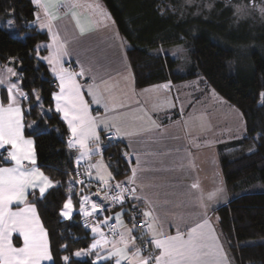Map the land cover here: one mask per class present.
<instances>
[{"label":"trees","instance_id":"obj_1","mask_svg":"<svg viewBox=\"0 0 264 264\" xmlns=\"http://www.w3.org/2000/svg\"><path fill=\"white\" fill-rule=\"evenodd\" d=\"M101 1L126 43V56L137 89L165 84L173 87L202 77L207 86L242 114L246 137L225 142L217 149L223 181L232 196L225 219L235 245L236 263L264 264V192H242L257 183L264 186V101L260 95L264 92V51L253 47L259 42L256 35L247 36L250 28L255 27L237 28H247L248 33L242 39L230 36L228 31L218 33L214 31L218 22L224 28L234 29L228 26L226 14L222 13L206 25L200 22L195 29L191 23L189 37L172 17L176 13L172 2L177 5L179 0ZM236 1L251 3L253 0ZM37 10L32 0H0V17L11 21L19 36L14 37L0 27V65L11 64L18 74L14 78L28 97L24 101V121L26 125L33 122V127H26L24 134L34 141L38 166L54 182V187L34 203L48 233L51 250L62 259L55 264H65V256L69 257L68 264H93L95 254L83 258L75 256L78 250L87 249L93 240L78 214L73 215L70 225L60 228V212L68 196V186L76 178L68 148L69 133L53 106L55 80L35 50L37 44L47 41L46 34L34 25ZM259 28L264 29V24ZM247 37L252 38L253 44L251 42L250 50L246 46L248 58L240 62L234 46L240 45L237 40L246 41ZM174 43H185L190 58L185 73L179 72L177 59L160 52L164 45ZM101 141L103 160L113 177L111 182L124 180L130 174L126 147L104 136ZM250 148L253 152L246 153ZM3 164L7 162L0 156V165ZM118 210L113 209L111 213ZM128 218L127 209L123 212V220L129 224Z\"/></svg>","mask_w":264,"mask_h":264},{"label":"snow or ice","instance_id":"obj_2","mask_svg":"<svg viewBox=\"0 0 264 264\" xmlns=\"http://www.w3.org/2000/svg\"><path fill=\"white\" fill-rule=\"evenodd\" d=\"M32 3L39 9L36 21L42 30L47 29L51 41L47 45L49 55L43 59L51 66L50 70L59 82V91L53 93V100L56 102V111L62 114L70 133L68 147L76 148L80 153L77 165L80 166L84 160H90L100 151L98 147L93 148L92 145L99 142L98 129L101 127L110 133L109 139L113 136H138L149 130L122 128L120 119L123 114L116 116L109 114L117 112L118 108L125 105L122 102L118 103L117 97L107 87V81L102 80L98 84L95 76L93 83L88 86V95L92 97L93 104L104 108V114L93 115L77 79L83 78L86 72L92 69L90 67L86 69L81 65L80 71L77 72L64 66V57L70 54L67 47L69 43L66 38L67 29H63L65 36H62L61 25L56 22L62 19V14L64 17L70 15L80 36L91 30L92 21L88 18L82 19L76 11L80 7L79 0H32ZM252 9L258 10L264 17V3L257 5L253 0ZM94 10L99 17L106 15L99 4L94 5ZM239 12L238 8L237 13ZM96 22L99 23L100 20L97 19ZM40 47L42 46H37V55ZM176 53L184 54L185 49L178 47L172 54ZM5 72L9 76L18 75L12 67L5 68ZM6 79L7 77L0 74V85L5 84ZM101 84L105 85L103 91ZM155 87L166 89L168 85ZM7 92V104L0 99V156L4 157V161H10L12 166L0 165V264H45L46 261L55 264L48 233L41 223L37 206L28 199L37 189L43 198L46 191L54 186V182L35 166L33 140L26 139L23 134V111L20 105L22 99H28L27 94L21 91L16 83H8ZM260 95L264 101V92ZM149 120L155 127V121H151L150 117ZM129 146L131 147V142ZM4 151L7 152L6 156ZM136 161V166L132 167L127 181L118 182L114 186L110 183L113 179L112 174L107 172V166L103 164L102 159L95 164H89L85 169L84 175L89 177V183L92 179L99 180V187L104 190L103 199L109 202V207L105 208L104 204L92 200L88 195L81 198L80 214L85 218H92L93 221L89 224L86 220L85 223L86 228L91 227L93 242L87 249L78 250L75 256L95 254L93 264H100L101 261L105 264L109 261H114V264H230L227 253L207 218L208 205L204 202V197L195 196V192L200 190L199 183L192 182L189 185L191 191L188 196L194 207L204 209V219L202 222H196L195 226L187 227L184 232L181 230L183 223L181 216L180 223L177 224V234L169 235L165 232L164 222L156 213L151 199L143 193V185L139 184L138 172L143 170L139 155L136 156ZM92 168L97 170L95 176ZM77 183L88 186L83 179L77 180ZM223 191L222 187L217 188L216 192L208 196V200H214ZM129 200H143L147 206L143 212L144 231L139 238L134 235L136 217H133L132 228L125 227L123 212H116L114 217L105 216L103 221L99 220L101 212L110 211L116 204L124 205ZM88 205L91 206L90 210ZM137 206L139 205H134ZM73 209L70 187L69 196L60 215L66 219L71 218ZM113 219L115 224L109 223ZM104 227H107L110 236L104 233L102 230ZM15 239L21 241L19 246L15 244ZM137 239L143 243L138 245ZM146 246L150 248L147 255L143 254ZM63 260L68 264L69 257L65 256Z\"/></svg>","mask_w":264,"mask_h":264},{"label":"crops","instance_id":"obj_3","mask_svg":"<svg viewBox=\"0 0 264 264\" xmlns=\"http://www.w3.org/2000/svg\"><path fill=\"white\" fill-rule=\"evenodd\" d=\"M79 4L80 7L76 9L78 15L82 19L88 18L92 21L91 30L86 32L84 36L79 35L70 15L64 17L62 14V19L56 22L61 25L62 36H65L63 29H67L66 38L69 41L67 47L70 54L64 57V66L77 72L80 71L81 65H84L86 69L89 67L92 69V71L86 72L83 78L78 77L77 79L81 84L83 95L89 103L90 111L93 115L104 114V108L93 104L91 102L92 97L88 95V86L93 83V76H95L98 84H100L102 80L107 81V87H109L112 94L117 97L118 103L122 102L125 105L122 108H118L117 112L109 114L112 116L123 114L120 119L122 128H127L128 130L139 128L149 129L138 136H116L117 141L126 147L127 153L129 154L126 159L130 166V174L121 182L127 181L128 177L131 175L132 167L136 166V156L139 155L140 163L143 168L142 171L138 172L139 184L143 185V193H146L151 199L156 213L159 215L161 221L164 222V230L169 235L177 234V224L180 223L181 216H183L181 230L184 232H186L187 227L195 226L196 222H202L204 219V209L194 207L193 202L189 200L188 196V193L191 191L189 185L192 182H198L200 190L195 192V196L199 197L202 195L204 197V202L208 205L207 218L210 220V225L214 229L215 235L219 238V242L223 245L230 264H237L235 260V245L232 241L230 229L225 219V210L232 196L227 193L224 187L218 163L217 149L219 145L225 142H220L217 135L213 134L209 129H199L196 126L194 127L195 123L191 124V121L187 122L189 112H193L191 111L192 107L189 108L187 105L184 108L185 103L181 104L183 106L179 107V103H177L179 99L177 85L166 89L155 87L158 85L137 89L134 85L133 74L126 56V43L120 36L117 27L109 17L105 8L101 7L106 15L104 17H99L94 10V5L98 4L97 1L79 0ZM38 12L39 9L37 10V13ZM97 19L100 20L99 23L96 22ZM34 25L39 32L47 36V41L37 44L35 50L37 53V46H42L39 49V55H37V57L46 65L49 74L55 80L56 92H58L59 82L50 70L51 66L43 59V57L49 55L47 45L51 41L48 31L47 29L42 30L39 27L36 18ZM7 67H12V65H0V74L7 77L5 84L0 85V99L3 100L5 105L7 104L8 96L7 84L16 83L19 85L18 80L15 79L14 76H9V74L5 72V68ZM104 87L105 85L101 84L102 91ZM146 89L149 91H145ZM25 100L26 99H22L20 105L23 111V134L26 127L31 128V126L28 124L26 125L24 121ZM182 100L184 101V97ZM184 102H186V100ZM191 102L192 100L190 103ZM196 102H198V100H196L195 103ZM53 106L56 111V102L54 100ZM58 114L68 130L67 124L62 118V114ZM149 117L151 121H155V127L152 126ZM190 117L189 115V118ZM98 133L100 135V140L97 144L92 145V147H98L101 151V138L103 136L107 138L110 133L104 131L102 127L98 129ZM24 136L26 139H31L25 134ZM203 137L206 138L202 139ZM130 142L131 147L129 146ZM194 144L200 145L203 148L198 155L194 153ZM69 151L72 153L74 167V163L77 161V157L80 153L76 148H69ZM100 151L93 155L90 160H84L88 167L89 164H95L101 159L103 164L106 165L103 157L100 155ZM6 155L7 152L4 151V156ZM1 157L4 160V157ZM6 162L7 164H3L2 166H12L10 161ZM35 166L42 171L37 164V160ZM28 167H31V165H28ZM91 171L93 176H95L97 170L92 168ZM107 172H109L108 167ZM92 181L99 183L97 179H92ZM53 187L49 188L45 195ZM70 187L72 189L74 209L71 218L66 219L61 216L60 228L70 225L74 214H78L80 222H86V220L89 222L92 219L85 218L80 214L79 202L85 195L90 196L92 200L104 204L105 208H108V202L103 199V189L101 191L87 190L74 180L68 186V196ZM220 187L224 189L223 193L217 195L214 200H208V196L216 192V189ZM29 191L32 192L33 190ZM28 199L30 202L42 199L38 189L35 190L34 195H29ZM137 204L139 206L135 208L139 211L138 213L142 217V220H144L143 212L146 210L147 206L143 200L132 201L133 206ZM13 207L15 208V206ZM88 208L90 210L91 206L88 205ZM124 211L125 210H118L114 213H111V210L103 211L99 214V220L103 221L105 216L114 217L116 212ZM124 224L126 228L133 227L132 223L128 224L124 222ZM102 230L105 233L106 227ZM88 231L93 237L90 226L88 227ZM141 231H144V228H142ZM138 232V229L135 227L134 235L136 237L138 236ZM145 239H148V237H145ZM14 242L17 246L21 243L19 239H15ZM148 251H145L143 254L147 255ZM51 254L55 262H61L62 259L57 255V252L54 253L51 250ZM85 256L87 255H84V257ZM112 262L114 264V261ZM45 264H51V262L46 261Z\"/></svg>","mask_w":264,"mask_h":264},{"label":"rangeland","instance_id":"obj_4","mask_svg":"<svg viewBox=\"0 0 264 264\" xmlns=\"http://www.w3.org/2000/svg\"><path fill=\"white\" fill-rule=\"evenodd\" d=\"M95 1H97L102 8H105L101 0ZM252 2L248 3L236 0H179L177 5L172 2L174 11L178 14L177 15L176 13H174L172 17L178 24L180 23L183 26V29L187 31V35L189 37L191 36V23L192 29H195V27L201 25L200 22H203V25H206V22H209L211 20L213 21L216 17H220L222 13L226 14L225 16L226 20L228 21V26H233L234 29H227L228 27L224 28V25L218 22L216 23V27L214 29V31L218 33L228 31L230 33V36H234L235 38L237 37V39H242L245 38L246 34L248 33H246L247 28H237L244 25H246V27H255V29L250 28V34H247V36L250 37L251 34L256 35L257 39H259V42L254 45L252 42V38L247 37L246 41L237 40V43L240 45L234 46V50L236 52V55H238L240 62L241 59L244 62L248 58V51L246 50V46H248V50H250V47L253 44V47L258 46L256 47V50L264 51V29L259 28L260 25L264 24V17L259 14L258 10L252 9ZM255 2L257 5H259L261 3H264V0H255ZM167 3L170 4V2ZM238 8L240 9L239 14L237 13ZM0 27L8 30L12 36L19 37L16 28H14L9 23V21L4 19L3 17H0ZM20 38L23 39V36H20ZM188 41L189 44L190 39H188ZM163 47V51L160 52H162V54H168L173 59H177L179 62V72L185 73V68L188 67L190 63V58L188 52L186 51L185 43H174L166 46L164 45ZM178 47H182L183 49H185V53H176V55H173V50L177 49ZM247 65L248 64H246V66ZM177 94L179 97L177 101V103H179V107L183 106L181 104L184 103V108L187 105L189 106V108L192 107L191 111L193 112H189L187 122L191 121V124L195 123L194 127L196 126L197 128L204 130L209 129V131H212L213 134L217 135V138L220 142H228L231 140H238L246 137L244 119L240 111L229 104L213 88L207 86L202 77H197L191 81H185L184 83L178 84ZM183 97L184 101L186 100V102L182 100ZM189 99L192 100L191 103V100ZM196 100H198V102L195 103ZM189 115L191 116L190 118ZM30 126L31 128L33 127V122L30 123ZM205 138L206 137H203L202 139ZM202 149L203 148L200 145L194 144V153L196 155H198ZM249 152L251 153L253 151H249V149L246 150V153ZM75 181H77V179H75ZM224 187L226 188L225 184ZM85 189L89 190L88 188ZM226 191L229 195H231L228 192L227 188ZM242 192L244 194L261 193L264 192V186L261 183H257L244 189ZM127 209L129 210L130 208ZM134 209L137 210L136 208ZM135 212L138 213L139 211L137 210ZM83 257L84 255L82 254L78 258Z\"/></svg>","mask_w":264,"mask_h":264},{"label":"built area","instance_id":"obj_5","mask_svg":"<svg viewBox=\"0 0 264 264\" xmlns=\"http://www.w3.org/2000/svg\"><path fill=\"white\" fill-rule=\"evenodd\" d=\"M110 136V134H109ZM109 136L107 137V139L110 141V142H116L117 141V137L116 136H113L111 139H109ZM100 154L101 156L103 157V150H102V147H101V151H100ZM88 166L86 164L85 161H82L80 166L77 165V163L75 162L74 163V167H73V173H74V176L77 180H80V179H83L86 184H88V186H85V185H82L83 187L85 188H88V189H93V190H96V191H101L102 189L99 187V183L97 182H94L91 180V182L89 183V177L87 175H84V172H85V169H87ZM77 173H79V175H77ZM116 183H118L117 181H113L111 182V184L114 186ZM81 185V184H80ZM130 200L127 201V203H125L124 205H120V204H116L115 207H128L127 204H129ZM135 207L131 204L130 206V209L128 210L129 212V218H128V221L129 223H132L133 224V217H136L135 219V227L138 229V236L137 238L140 237V234H141V229L143 228L142 227V223H143V220H142V217L140 216L139 213L135 212L137 210L134 209ZM93 221L92 219L89 221V224H91ZM85 223L86 222H83L82 223V226L85 227ZM109 223L111 224H115V221L111 220ZM106 235H111L108 231V229L106 228V232H105ZM137 234V233H136ZM143 241H141L140 239L138 240V245L142 244ZM149 248L146 246L145 247V251H148Z\"/></svg>","mask_w":264,"mask_h":264},{"label":"bare ground","instance_id":"obj_6","mask_svg":"<svg viewBox=\"0 0 264 264\" xmlns=\"http://www.w3.org/2000/svg\"><path fill=\"white\" fill-rule=\"evenodd\" d=\"M117 182H121V181H117ZM132 201H133V200H130L129 204H127V206H128L129 208H130V206H131V204H132ZM108 207H109V206H108ZM128 207H112L111 210H113V209L127 210ZM113 221H115V220L113 219ZM83 222H84V221H83ZM83 222H82V223H83ZM109 222H110V221H109ZM85 228H86V227H85ZM106 228H107V227H106ZM105 232H106V231H105Z\"/></svg>","mask_w":264,"mask_h":264}]
</instances>
